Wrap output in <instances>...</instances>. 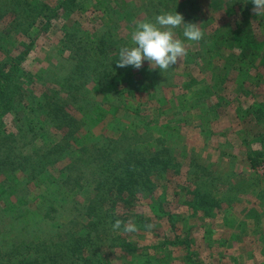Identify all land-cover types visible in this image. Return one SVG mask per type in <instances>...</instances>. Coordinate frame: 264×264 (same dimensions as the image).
Masks as SVG:
<instances>
[{"label": "rangeland", "instance_id": "374dc122", "mask_svg": "<svg viewBox=\"0 0 264 264\" xmlns=\"http://www.w3.org/2000/svg\"><path fill=\"white\" fill-rule=\"evenodd\" d=\"M55 3L57 0H53L52 4ZM252 8L251 0H79L73 12H64L61 19H54L50 28L38 34L20 72L19 82L24 81L21 84L29 94L21 95L23 99L18 104L21 103L22 108L7 115L5 125L16 132L14 139L20 141L16 143L18 151L25 145L24 149L29 148L27 152L41 149V153H47L61 135L51 123H46L43 134L35 135L37 129L28 132L29 142L25 144L17 133L18 125L24 127L22 122L28 123L19 120L27 111L24 103L33 95L35 98L30 102L48 100L60 85L59 74L68 73L85 55L87 61L93 59L92 46L97 53H100L97 45L102 51L101 65L118 67L119 49L131 46L135 22H154L157 15L166 12L176 11L184 16L186 23L201 24L205 33L201 41L194 42L183 37L182 26L175 29L177 37L185 40L189 57L162 73V84L156 94L147 86V74L151 69L147 61L143 65L144 72L128 66L120 71L117 69L113 77L103 76V82L99 69L96 72L85 70L90 95L101 103L86 114L89 122L83 129L84 135L82 131L75 144H87L98 138L104 129L113 127V120L106 124L101 119L114 117L113 111L118 106L121 111L145 115L144 120L150 122L154 135L162 134L165 144L174 145L184 157L196 156L199 164L216 176L218 196L227 197L228 187L235 186L228 196L233 201H224L221 207L213 210V216L207 218L193 215L194 209L181 203L175 195L168 197V202L158 211L150 200L127 205L128 212L137 211L149 219L136 223L140 226L136 233H125L123 229L112 231L116 236L124 235L129 242L101 244L98 248L105 261L111 264H193L194 261L196 264H264V198L259 199L257 194L259 189H264V163L254 169L247 158L251 149H264V120L256 118L261 105L264 113V58L254 57L253 46L244 44L243 39V31L250 25L253 31L264 35V14L255 15ZM1 12L0 31L4 34L13 30L16 23L10 11ZM73 27H80L81 33L89 35L95 45L81 44L79 52L84 56L80 60L70 46ZM23 34H15L7 42V48L11 51L15 47L22 49V41H29ZM110 34L113 40L107 42L104 36ZM5 57V50H0V59ZM60 63H63L61 67ZM130 68H133L132 73L124 76ZM102 83L112 85L103 91L99 88ZM124 88L140 93L141 97L128 96ZM137 100L142 101L140 107ZM76 115L81 117V112ZM36 120L33 124L38 125ZM254 121L259 123L254 124ZM2 141L1 134L0 148L5 145ZM27 152L24 151L29 161L47 163L41 177L46 176L47 185L54 193L41 197L37 189L40 183L27 190L20 183L28 178L22 173H0V209L4 215L0 223V247L4 254L6 247L12 245V238L23 228L28 236L37 228L38 219L43 216L40 212L42 201L63 204L74 195L59 188V180L65 179L68 171L64 168L69 162L65 156L67 151L54 153L44 160L38 156L29 158ZM50 179H57L59 185H54ZM157 185V191H162L163 185L176 186L181 191L188 185V177L182 175L175 182L159 180ZM87 194L91 195V191ZM157 212L159 214L154 216ZM71 213L74 216L78 211L73 208ZM89 219L87 214H81L77 218L79 222L71 228L77 234L86 233ZM69 220L68 214L62 212L54 216L50 224L56 228ZM145 224H153L154 228L149 231L143 227ZM168 238L178 240L170 243ZM2 260L7 259L3 256Z\"/></svg>", "mask_w": 264, "mask_h": 264}, {"label": "trees", "instance_id": "16d2710c", "mask_svg": "<svg viewBox=\"0 0 264 264\" xmlns=\"http://www.w3.org/2000/svg\"><path fill=\"white\" fill-rule=\"evenodd\" d=\"M78 1L57 0V3L52 4L53 0H0V14L2 15L1 10L10 11L16 23L13 30L8 33L3 34L0 31V50L4 49L6 54L5 58L0 59V135L2 134V144H5L3 147H6L0 148V173L7 171L22 173L24 178H29L20 181L23 188L27 190L31 189L33 184L40 183L37 189L41 197L54 193L47 185L46 176L41 177L47 163H43L42 160L37 163L29 161L24 153L29 148L24 149L25 145L18 151L16 143L20 141L16 142L14 139L16 132L8 129L5 118L7 115L18 112L22 108L21 103L18 104L23 99L21 95L29 94L21 84L24 81L19 82L20 72L23 70L29 51L36 43L38 34L50 28L51 21L54 19H61L64 12H73ZM80 29V27H73V32L71 31L72 34L70 33L69 36L72 42L70 46L75 49V55H78L79 60L84 56L82 52H79L80 45L84 43L94 45L89 35L86 37ZM19 32H23L29 41L28 43L22 41V49L15 47L11 51L7 48V42H10ZM112 35H105L104 39L108 38L107 42H110L113 40ZM243 36L244 44L253 46L252 55L264 58V35L253 31L250 25L244 29ZM97 48L100 53L93 50V46L91 47L92 60L87 61L85 55L81 62L76 63L68 73L59 74L60 85L54 89L53 94L48 96V100L30 102L32 98H35L33 95L28 103H24L27 111L19 120L28 123L22 122L26 128L18 125L17 133L25 144L29 142L27 133L37 129L35 135L39 136L47 127L46 123H51L56 133L61 135L57 144L47 153H41V149H34L32 152H27L28 157L38 156L44 160L54 153L60 154L67 151L65 156L69 162L64 167L68 168L66 178L59 180L60 185L57 179H50V182L59 185V188H65L67 192H73L74 195L70 201H65L63 204L54 202L46 204L42 201L40 212L43 216L38 219L37 228L33 229L30 236L26 235L24 232L26 230L23 228V231L12 238V245L6 247L5 254L0 247V264H111L103 259L98 247L106 242L114 241L115 244L119 241L129 242L124 235L116 236L112 233V224L115 220L120 219L126 223L129 219H134L135 223L141 224L149 219L145 218L146 215L143 213L128 212L127 205L134 206L139 201L150 200L154 202L158 211L168 202V197L175 195L181 203L194 209L193 215H202L203 218H207L213 216V210L221 207L224 201H233V198L228 196L235 186L228 187L227 197L218 196L216 176L199 164L196 156L190 155L186 158L174 145H166L163 135L157 131L159 135L156 137L150 122L144 120L145 115L142 113H132L125 109L121 111V108L116 106L113 111L115 118L101 119L105 120L106 124L113 120V127L104 129L98 138L87 144H75V140L82 131L84 135V127L87 126V121L89 122L90 118L86 114L91 110L94 111L96 104L101 103L90 95L88 88L90 83L85 70L91 69L96 72L99 69L98 73L105 78L113 77L117 69L120 71V67L111 65V68H108V65H101L102 62L99 60H103L102 51L98 45ZM60 64L61 67L63 63ZM60 67H58L59 71ZM131 69L133 68L127 70L124 76L132 73ZM143 69L144 67L139 70L144 72ZM46 75H44L45 81L48 79ZM104 77L101 78L102 82L105 81ZM147 79V86L152 93L156 94L159 84H162V72L158 68L149 69ZM111 85L112 83H102L99 88L104 91ZM126 91L128 96H136V99L141 97L140 93L131 92L128 89ZM137 101L139 102L137 106L140 107L142 101ZM262 107L263 105L257 112L258 120H264ZM78 111L81 112V117L76 115ZM36 118L38 125L41 121L39 126L33 124ZM123 120L127 122L131 120V122L124 123ZM258 123L254 121V124ZM247 158L251 168L260 167L264 163V149H251ZM182 175L188 177V185L181 191L176 186L169 188L166 185H163L162 191H157L159 187L157 181L175 182L176 179H181ZM84 189L87 191H83ZM90 191L91 195L87 194ZM259 191L257 193L259 199L264 198L262 196L264 189ZM73 208L78 211V214L74 216L71 213ZM62 212L68 214L70 220L62 226L53 228L50 224L51 219ZM0 213L2 214L0 215L1 223L4 221L1 209ZM81 214H87L90 217L88 222L90 225L86 233L77 234L71 227L79 222L77 218ZM158 214L159 212L154 216ZM178 237L180 235H177ZM177 238L167 240L174 243L178 240ZM135 247L141 249L136 245ZM3 256L7 260L1 261ZM193 264L196 262L194 261Z\"/></svg>", "mask_w": 264, "mask_h": 264}, {"label": "clouds", "instance_id": "9594fccd", "mask_svg": "<svg viewBox=\"0 0 264 264\" xmlns=\"http://www.w3.org/2000/svg\"><path fill=\"white\" fill-rule=\"evenodd\" d=\"M252 12L255 15L264 14V0H251ZM130 41L131 46L119 49L117 66H131L141 69L144 62H149L152 70L159 69L162 73L177 66L188 54L185 40L177 37L175 29L183 27V37L187 41L199 42L204 38V30L197 23H186L184 16L178 12H166L157 15L153 21L135 22ZM147 230L154 228L153 224L143 226ZM113 231L123 229L125 233H136L140 226L129 219L126 223L116 219L112 224Z\"/></svg>", "mask_w": 264, "mask_h": 264}]
</instances>
